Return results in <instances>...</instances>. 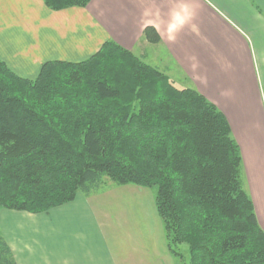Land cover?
<instances>
[{"label": "trees", "instance_id": "trees-1", "mask_svg": "<svg viewBox=\"0 0 264 264\" xmlns=\"http://www.w3.org/2000/svg\"><path fill=\"white\" fill-rule=\"evenodd\" d=\"M241 170L212 102L112 42L79 63L47 62L33 80L0 60V210L46 212L99 193L107 178L155 188L169 253L184 264H264ZM0 264H15L1 235Z\"/></svg>", "mask_w": 264, "mask_h": 264}, {"label": "crops", "instance_id": "crops-1", "mask_svg": "<svg viewBox=\"0 0 264 264\" xmlns=\"http://www.w3.org/2000/svg\"><path fill=\"white\" fill-rule=\"evenodd\" d=\"M172 2L89 0L54 9L43 0H0V60L33 80L43 64L85 61L106 42L146 64L147 57L161 62L165 56L225 116L239 146L245 191L264 231V0H190L191 19L169 39L155 22L168 18ZM106 196L110 210L102 211ZM128 202L136 207L130 220L138 224L137 235H114L113 219L126 222L122 205ZM146 204L154 213L155 232L149 235ZM0 235L15 264H184L169 253L154 195L132 184L88 197L78 193L42 213L2 209Z\"/></svg>", "mask_w": 264, "mask_h": 264}, {"label": "rangeland", "instance_id": "rangeland-1", "mask_svg": "<svg viewBox=\"0 0 264 264\" xmlns=\"http://www.w3.org/2000/svg\"><path fill=\"white\" fill-rule=\"evenodd\" d=\"M164 50V49H161ZM154 51L153 48L149 49V54ZM151 55H153L151 53ZM154 56V55H153ZM165 56L163 57V60L160 62V59L157 57H147L146 62H148L150 66L156 67L159 71L164 72V74L174 83L175 86L179 87V88H185V87H193L192 84L185 79L183 73L179 70V68H177V66L173 63V62H167L164 60ZM159 60V61H158ZM263 88V87H262ZM262 93L263 89H261ZM105 182H106V189H102L99 193L104 192L105 190H108V188L110 187H117L118 185H114L112 184L111 181H109L107 178H105ZM241 182H242V186L244 188V178H243V174L241 171ZM245 189V188H244ZM151 193L154 195L155 193V188L151 189L150 188ZM96 193V194H99ZM95 195V194H94ZM110 199V197L106 196V197H102L101 198V202H100V208L103 210H110L106 209L108 207H110L107 203H104V201ZM144 201H148V199H144ZM133 202H128L127 205H122L124 208L123 210L125 211V216L126 222H124L123 220H117V219H113L115 221L114 226L112 227V234L114 235H137V232L134 229V226H138V224L134 223L132 219L137 213H136V207L134 206V204H132ZM102 206H105V208L103 209ZM152 204L150 206V208L148 207V204H146L145 207V229H144V233L146 235H149L151 233L154 234L155 232V228L154 225L152 224V221H154V216H153V211L151 209ZM113 217V215H112ZM120 219V218H119ZM164 230V229H163ZM165 234V233H164ZM180 250L187 256V247L184 245L179 246ZM186 258V257H185Z\"/></svg>", "mask_w": 264, "mask_h": 264}, {"label": "clouds", "instance_id": "clouds-1", "mask_svg": "<svg viewBox=\"0 0 264 264\" xmlns=\"http://www.w3.org/2000/svg\"><path fill=\"white\" fill-rule=\"evenodd\" d=\"M193 8L190 0H173L172 7L169 10L168 18L158 16L155 26L158 30H163L169 39H174L175 34L179 32L191 19Z\"/></svg>", "mask_w": 264, "mask_h": 264}]
</instances>
